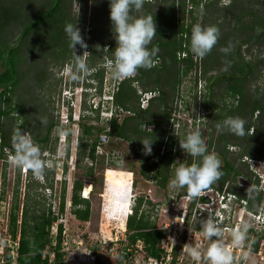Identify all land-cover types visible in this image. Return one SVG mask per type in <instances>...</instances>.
<instances>
[{
  "label": "trees",
  "instance_id": "trees-1",
  "mask_svg": "<svg viewBox=\"0 0 264 264\" xmlns=\"http://www.w3.org/2000/svg\"><path fill=\"white\" fill-rule=\"evenodd\" d=\"M74 0H0V159L6 164L8 154H14L12 136L16 126V114L23 124L21 130L30 133L28 123L35 124V130L39 131L45 123L42 121L49 118L48 110L39 104L44 110L40 120L35 118L29 120L24 103L21 100L24 86L28 87L31 99L35 98L36 89H42L49 77V67L54 65L59 69L65 63H72V50L69 47V39L64 31L66 24H76L82 31L84 29L85 11L81 15L72 13ZM96 11L89 21L90 32L88 36V48L91 56L88 58V65L94 68L101 64L103 58L112 57V51L116 47V41L107 39V34L113 33L110 20L109 0H95ZM198 8L197 0H192ZM84 4L87 0L83 1ZM184 5V0H180ZM100 8L103 13H100ZM133 16L151 14L156 24V37L148 46L149 49L156 47L159 52L154 61L159 59V65L151 69H139L137 76L122 81L118 90L114 93V104L126 113L121 123L112 119L109 123V131L96 128L93 125L78 123L81 129V137L77 145V162L88 159L91 166L86 168V179L92 186V191L101 194L103 185L101 179L98 184L96 166L103 163L101 157L96 155L99 147L100 134L113 139H120L129 143L133 148L135 159L144 166L141 174L145 178L155 180L156 184L164 189L167 184V177L170 175L174 160L171 151L174 143L172 138L174 132L168 131L170 120V105L173 104L177 87L181 84L182 78L194 72V83L203 76L215 73L207 79L210 86L207 87L210 93L209 103L204 102L203 107L211 110L207 130L209 134L201 133L209 152H215L222 161L221 178L208 189L219 192L226 191L234 194L239 201L246 202V210L257 214L261 208L264 209V191H258L260 181L250 170L247 163L242 162L244 157L254 161H264V89L255 87L253 83L264 74V0H231L228 6H220V0H212L204 5L202 10L197 11L196 20L200 25L216 26L220 36L217 44L211 52L195 62L193 53L190 50V37L192 27L186 31L187 39L180 34L184 33L183 28L175 24V0H153V3H144L141 12L135 10ZM98 40H103L97 44ZM185 43V48H183ZM109 46V51L104 48ZM231 46L227 54L221 51L222 48ZM79 46H76V53ZM186 51L188 56L179 60L178 54ZM248 57V60L246 59ZM218 59V62H216ZM101 60V62H99ZM201 63V76H198L196 69ZM227 68V71L224 69ZM28 74V76H26ZM102 69L94 75V78L102 83ZM27 79V83L22 84ZM205 80V79H204ZM142 88L144 92H157L158 96L150 100L145 110L139 107V96L133 87L134 83ZM34 96V97H33ZM14 97L15 101L12 99ZM228 97L238 98L234 109L225 104ZM34 100V99H33ZM96 113L93 120L99 121L100 111ZM258 116L254 120V115ZM27 114V115H26ZM228 117H240L246 121V135L236 136L227 130L220 132L216 125L222 123ZM92 120L84 117L82 120ZM46 120V121H47ZM69 120L71 117L69 116ZM144 126H151L147 130ZM58 128L57 122H51L45 129V135L40 138H32L36 141L41 151L49 150L51 143V130ZM253 128V134L249 130ZM153 141L150 155H145L143 150L144 139ZM165 141L169 151L162 157L156 154L157 146ZM240 148L238 152H231L229 147ZM6 151L8 153H6ZM54 152V149H50ZM187 164L193 162V158L185 155ZM119 163L116 162V167ZM54 167L51 173H54ZM47 171H45L46 176ZM47 179V176H46ZM242 179L246 184L251 185L256 191L251 197L247 196L249 187H240L238 180ZM6 175L2 174V187L0 202L4 198ZM40 185V184H39ZM39 185H37L39 187ZM115 185L114 180L107 179L103 193L105 195L104 205L109 206V188ZM43 186H40V188ZM84 184L81 180H75L72 185L70 197L71 215L78 221L86 223L90 219L91 205L88 200L80 199L79 193ZM14 190L13 203L10 207L7 235L11 242L18 238L17 257L15 264H47L42 255L46 247L55 251L54 264H65L63 254L60 253L61 234L63 227L58 226L55 237V246L52 247L50 229L57 217L51 214V205L38 194L41 199L29 197V192L20 206L18 202L19 182ZM31 186H27V191ZM53 189L50 182L46 187ZM187 195V189L182 188L179 196ZM66 187L62 186L59 196L58 213L63 215L65 211ZM142 199H137L133 213L128 218L120 220L121 227L125 228L127 240L130 244L141 241L147 254L157 258L159 250L157 246L164 237V233L156 230V226L149 217L141 211ZM150 205V203L148 202ZM126 224H125V220ZM107 221V220H102ZM254 231L250 229L247 233L246 245L251 243V251L255 253L262 237L257 235L251 240ZM10 249L6 248V264H12ZM68 258V256H67Z\"/></svg>",
  "mask_w": 264,
  "mask_h": 264
},
{
  "label": "rangeland",
  "instance_id": "rangeland-1",
  "mask_svg": "<svg viewBox=\"0 0 264 264\" xmlns=\"http://www.w3.org/2000/svg\"><path fill=\"white\" fill-rule=\"evenodd\" d=\"M83 1L84 0H74L72 13L81 15V12L85 11V17H82V19L84 18L86 22H84V29L80 31V34L83 37L84 42L88 45L87 38L90 32L89 21L96 11V2L95 0H87V3L84 4ZM97 9L100 13H103L100 8ZM198 24H200V20H198ZM106 37L107 39L114 40V33H109ZM102 41L103 40H98L97 44H101ZM84 51L90 53V55L86 57L87 63H89L88 58L91 56V51L88 47L87 49H80L79 47L76 54L82 55ZM104 52H107L106 48H104ZM246 59L248 60V57H246ZM99 62H101V60H99ZM216 62H218V59ZM69 64L70 63L68 62L65 63L61 69L55 67L54 65L49 67L48 71L50 75L48 80L42 89L35 90L34 100L31 99V93L29 92L27 86H24V92L22 91L21 100L24 103L28 116H30V122L35 118L40 120V116L43 115V112L45 113V110L39 104H42L44 108L48 110L47 112L49 118L47 120L46 117L47 122L39 131H33L35 130V124L28 123L30 128L29 134L31 136L32 134L35 138L44 136L45 129L51 122H57L58 128L70 129V135L67 137H61L57 134V128H53L51 130V139L53 140L57 136V140L56 143L53 142L49 145V150L42 152V159L52 160L56 170L54 173H51V168L46 169L47 179L45 175L43 179H40L34 176L30 170L25 171L12 165L9 160L10 154L6 157V164H4V161L0 159V193L3 190L2 174L5 173L6 175L4 198L3 201L0 202V239L4 241L8 239L7 227L9 223L10 207L13 203V195L17 182H19L18 202L20 206L23 204L24 198L27 196L28 192L30 198L37 197L41 199L40 196H36L40 194L43 196L46 203L48 202L51 205V213L55 212L57 214L59 196L62 186L65 185V211L62 215V225L66 227L69 235L73 237L85 235L87 238L84 244L85 249L80 253L83 257L82 263H85V259L87 262L88 259H90L94 264H123L114 252L115 248L121 247L122 245L118 242L115 243L113 247V244L111 243L112 241L114 242L115 239L119 241V239L126 236V230L121 227L122 225L119 223L120 221L118 222V220H101V211L103 210V207H105V195L103 199L101 194L103 193L106 180L108 179L106 178V175L109 177V173L107 171H112L118 180L129 182L131 188L130 193L132 196L131 207H135L137 199H142L143 202L141 211L149 217L150 221L154 223L156 228L163 227L164 224L172 225L174 223V217H177V215L180 214V212L186 207L189 213L196 211L197 208L193 199L191 203L187 204L183 200V197L179 196V191L181 189H172L169 187V183L171 178L174 176L177 164L186 162L184 158L186 154L179 147V141L184 139L187 134L195 130H198L200 133H205L206 135L210 132L207 130V126L209 123V116L212 112L210 108L209 110L205 109L203 107V103H209L210 101V93L207 89V87L210 86V83L207 79L211 76H215V73H209L203 76L205 80L203 79L204 81L201 83L200 90L198 85L199 81L196 82V85L194 83V71L182 78L181 84L175 91L173 104L170 105L172 107L170 111L168 131L174 132V136L172 138L174 145L172 150L174 149L175 153H173V151L171 152L174 155L177 154L178 156H176L174 160V165L172 166L173 170L167 177L166 188H160L152 176L151 178H145L141 174L144 166L139 164L135 159L133 148L129 143L121 141L120 139L108 137L107 141L100 145V149L96 152V155L101 157L99 161L103 160V163L96 166L98 184L101 179L103 181V185L100 190L101 194H97V190L95 192H91L92 186L89 185V181L85 176L86 168L91 166V162L88 159L79 161V163L77 162V145L78 139L81 137V129L78 123L81 122L82 124L93 125L96 128L105 129L106 132L109 131V123L106 119L99 114V121H94L93 118L96 113L91 111H94V106H98L99 101L101 100L99 97H103L104 94H111V88L106 89L105 86L109 84L111 85L113 80L110 71L106 67V58H103L101 64L96 65L94 68L88 65L91 69L88 75L91 76L87 75L77 82L70 81L64 74V69ZM198 67L202 69L201 63H199ZM2 69L3 68L0 66V71H2ZM99 69H102V74L100 75L102 76V83H100L97 78H94V75ZM200 69H196L197 74ZM26 76H28V74ZM26 81L27 79H25L22 84L24 85L27 83ZM87 82H92V93L96 94L95 98L91 99L87 95L82 96L80 94L81 86L88 87L86 85ZM253 84L255 87L264 89V74L257 80L256 83ZM133 87L137 93V89L134 84ZM139 88L142 90L140 86ZM72 91L73 94H71ZM153 93L157 94V92ZM12 99L15 101L14 97ZM235 100L236 98L228 97L225 99V104L234 109L236 107ZM100 109L102 110L103 108ZM69 116L71 117V121L68 120ZM126 116L127 113L124 111L120 114V120ZM84 117L91 118L92 120H82ZM15 118H17L15 119L16 126L18 128L21 127L23 124L22 120L18 118L17 114ZM145 127L147 130L152 129L151 126H144V128ZM100 137L102 138L106 136L104 133H101ZM163 147H165L164 151H169V147L164 141L162 145L156 147L155 153L159 155ZM50 149H54V152L50 151ZM236 149L240 148L236 147ZM6 153L8 152L6 151ZM116 162L119 163L118 167H116ZM253 165L255 166L254 170L260 173V177L256 175L260 181L258 191H264V166L260 161L254 162ZM75 180H81L83 182V189L87 186L91 187V191L88 196V201L91 205V215L89 221L86 223L76 220L70 213L71 208L69 200L71 197L72 185ZM50 182L53 184V189L48 190L47 188H44ZM238 183L240 187H251V185H248V183L246 184L242 179H239ZM37 185H39V187ZM27 186H31L28 191ZM40 186L43 187L40 188ZM112 188L119 189L122 188V186L115 182V185ZM83 189L79 193L80 199H83ZM112 200L113 199L110 194L108 198L109 205ZM242 220L243 225L246 224L248 227H251V222H253L254 234L252 236L254 237L257 235L258 237H262L259 245H263L264 247V231H261L260 228L256 227L255 218L253 219L246 215ZM193 226L196 228L200 227L199 223H195ZM103 240L106 241L107 245L101 247L99 244ZM5 245L7 244L5 243ZM111 246L113 247L112 252L109 250ZM255 262L256 260L250 256L247 259L246 264H255Z\"/></svg>",
  "mask_w": 264,
  "mask_h": 264
},
{
  "label": "clouds",
  "instance_id": "clouds-1",
  "mask_svg": "<svg viewBox=\"0 0 264 264\" xmlns=\"http://www.w3.org/2000/svg\"><path fill=\"white\" fill-rule=\"evenodd\" d=\"M144 3L145 0H109V18L112 22L116 47L111 52L112 57L106 59V67L114 80L130 79L137 75L139 69H151L154 66V57L159 52V49L156 47L149 49L148 47L154 37L157 36L154 16L151 14L133 16L131 14L133 10L137 13L141 12ZM64 31L69 39V47L73 54L72 63L64 69V74L70 81L77 82L86 77L91 69L86 60L90 53L84 51L82 55H77L75 49L77 45H79L80 49H87L88 45L84 42L80 29L76 27V24H66ZM219 36L220 32L216 26L194 25L190 37L191 52L195 57L203 59L217 44ZM221 51L227 54L231 51V46L222 48ZM224 70L227 71V68ZM86 85L88 87L81 86L80 94L82 96L87 95L91 99L95 98L96 94L92 93V82H87ZM71 94H73V91ZM99 98L101 100L95 111L99 110L101 113L109 110L112 101L102 103V97ZM100 108L103 109L101 110ZM42 122L46 123V118ZM245 124L246 121L240 117H228L222 123H218L216 127L220 132L227 130L236 136L243 137L246 135ZM56 131L61 137L70 135V129L57 128ZM140 143L143 145L144 154L150 155L153 141L146 138ZM12 145L14 154L9 156V160L15 167L25 171L30 170L34 176L40 179H43L46 169L54 167L56 170L52 160L42 159L40 145L34 141L29 133L22 131L21 128L14 129ZM179 147L185 154L193 158V162L191 164H177L169 187L172 189L186 188L188 199H194L221 178L223 175L221 170L222 161L215 152H209L198 130L190 132L184 139L180 140ZM246 191L247 196L251 197L256 190L251 186ZM109 193L117 207L124 206L128 210L131 209V214L128 217L131 216L134 207H131L132 196L130 189L110 187ZM83 199L88 200V197ZM59 216L62 217V215ZM126 221L127 219L125 224ZM198 223L202 237L200 243L195 246L191 243L185 244L183 251L196 261L201 260L203 256L208 264H233L234 257L230 249L245 248L248 239V226L245 224L241 227L228 229L231 245L226 246L223 239L225 229L214 219L206 217V219L200 220ZM170 240L172 245H174L175 241L171 238ZM75 253L80 254L78 252ZM249 256L250 252L244 253L245 258ZM66 259L67 257L63 256V260Z\"/></svg>",
  "mask_w": 264,
  "mask_h": 264
},
{
  "label": "built area",
  "instance_id": "built-area-1",
  "mask_svg": "<svg viewBox=\"0 0 264 264\" xmlns=\"http://www.w3.org/2000/svg\"><path fill=\"white\" fill-rule=\"evenodd\" d=\"M209 1L212 0H197L198 8H196L195 4L192 2V0H184V5L180 4V0H175V24L179 28L184 29V33L180 34L183 39H187V32L190 27H193L194 25L198 24L197 17V11L202 10L204 5L207 4ZM145 3H153V0H145ZM231 3V0H220V5L225 7L228 6ZM198 18V17H197ZM106 50L109 49V46L105 47ZM183 48H185V43ZM188 56L186 51H183L178 54V59L182 60L185 59ZM193 58L195 62L197 63L200 58H197L193 55ZM107 61V60H106ZM160 60L157 59L154 61V66L159 65ZM153 66V67H154ZM198 69H200L198 67ZM198 76H201V69L197 74ZM135 77V76H134ZM132 77V78H134ZM110 85L105 86L106 89L111 88V94H104L102 97V103H107L109 101H112V104L110 106L109 110H105L101 112V116L106 119L108 123L111 122L112 119L117 120V122L121 123L120 121V114L124 111L113 104V93H115L118 90V87L120 83L124 80H114ZM199 88L201 90V83L204 81L203 79H198ZM135 88L137 89V95L139 96V107L142 110H145L150 100L156 97L158 93L153 92H144L139 88L138 83H134ZM199 91V89H198ZM236 105H237V98H236ZM98 106H94V110ZM129 113H127L128 115ZM258 112L255 114V118L257 117ZM249 134H253V128L249 130ZM97 147V151L100 149ZM165 150V147L162 148L161 153L159 156H163L165 153H167ZM229 150L231 152H238L239 149H236V147H229ZM173 153H175V150H173ZM242 162L247 163L250 167V170L255 173V175H258L260 177V173L258 171L254 170V160L248 159L247 157H244ZM264 166V161H260ZM257 176V177H258ZM183 200L189 204L191 203L192 199H188V195L183 196ZM193 201L196 204L197 210L193 213H189L187 210V207L184 208L180 214L175 216L174 223L172 225L170 224H164L163 227L156 228V230L161 231L164 233V237L160 241V244L157 246L159 250V256L157 258L151 257L147 254L145 250V246L141 241H137L134 244H130L127 240V237L124 236L123 238L115 239V241L111 244H113V247L115 243H120L122 245L121 247L115 248L114 252L116 253L117 258L121 261L123 264H208L206 258L202 256L201 260L196 261L193 260L187 253L183 251V246L185 244L191 243L193 246L200 243L202 237L200 235V227L196 228L193 226V224L198 223L200 220L206 219V217H211L214 219L220 226L225 229L224 232V243L226 246L231 245V237L230 233L227 231L228 229H234L237 227L243 226V217L248 216L251 218H255V224L257 228H260L261 231H264V209L261 208L260 211L257 214L251 213L246 210V202L241 200L239 201L238 198L231 193H227L225 190L222 192H219L214 189H206L204 190L198 197L194 198ZM58 212V211H57ZM52 216L57 217V220L55 223L52 224L50 229V237L52 239V247L55 246V237L57 234V229L59 225H62L63 218L59 216V213H51ZM251 222V221H250ZM251 227H248V231L250 229L254 230V224L251 222ZM63 227L62 234H61V248L60 253L64 255V257L69 256L70 254H73L75 252L81 253L85 247V241L87 238L84 235H79L76 237H73L67 233L66 227ZM173 239L175 241L174 245H172ZM251 240H253V236L251 237ZM229 241V243H228ZM5 243L7 245H5ZM106 241H102L99 246L103 247L106 246ZM17 247H18V238L16 242H11L10 238L1 240L0 239V264H6L8 260L5 259V253L6 248L10 249V256L12 264H15V260L17 257ZM113 247H110V251H113ZM5 248V249H4ZM232 255L234 257L233 264H246L247 259L252 256L256 262L255 264H264V247L263 245H259L258 249L255 253L251 251V243L249 242L245 248H231ZM245 252H250V256L248 258L244 257ZM43 259L47 260V264H54L55 259V251L52 250L50 247H46L43 255ZM80 260H83V257L79 254Z\"/></svg>",
  "mask_w": 264,
  "mask_h": 264
},
{
  "label": "bare ground",
  "instance_id": "bare-ground-1",
  "mask_svg": "<svg viewBox=\"0 0 264 264\" xmlns=\"http://www.w3.org/2000/svg\"><path fill=\"white\" fill-rule=\"evenodd\" d=\"M91 187L87 186L83 190V198H87L90 194ZM101 197L104 199V194H101ZM131 214V209L128 210L124 206L117 207L115 202L112 200L110 205L106 208L103 207V210L101 211V220H122L123 218L128 217V215Z\"/></svg>",
  "mask_w": 264,
  "mask_h": 264
},
{
  "label": "crops",
  "instance_id": "crops-1",
  "mask_svg": "<svg viewBox=\"0 0 264 264\" xmlns=\"http://www.w3.org/2000/svg\"><path fill=\"white\" fill-rule=\"evenodd\" d=\"M125 230V228H124ZM84 254V253H83ZM87 258V257H86ZM65 264H94L92 260L88 259V262L85 259V263H82V261L79 258V255L76 253L70 254L68 258L65 261Z\"/></svg>",
  "mask_w": 264,
  "mask_h": 264
},
{
  "label": "flooded vegetation",
  "instance_id": "flooded-vegetation-1",
  "mask_svg": "<svg viewBox=\"0 0 264 264\" xmlns=\"http://www.w3.org/2000/svg\"><path fill=\"white\" fill-rule=\"evenodd\" d=\"M108 173H109V177H107V175H106V178H108V179H113L116 183H118V184H120V186H122V188H124V189H130L131 190V188H130V184H129V182L128 181H121V180H118L117 178H116V175H114V173L112 172V171H107ZM106 172V173H107ZM131 194V193H130Z\"/></svg>",
  "mask_w": 264,
  "mask_h": 264
},
{
  "label": "water",
  "instance_id": "water-1",
  "mask_svg": "<svg viewBox=\"0 0 264 264\" xmlns=\"http://www.w3.org/2000/svg\"><path fill=\"white\" fill-rule=\"evenodd\" d=\"M107 138H108V136H106V137H100V141H99V144L100 145H102V144H104L106 141H107Z\"/></svg>",
  "mask_w": 264,
  "mask_h": 264
}]
</instances>
